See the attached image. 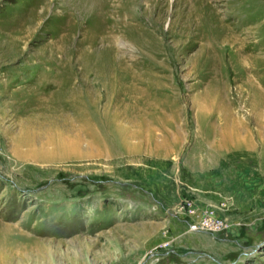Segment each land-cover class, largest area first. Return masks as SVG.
<instances>
[{
	"label": "rangeland",
	"instance_id": "obj_1",
	"mask_svg": "<svg viewBox=\"0 0 264 264\" xmlns=\"http://www.w3.org/2000/svg\"><path fill=\"white\" fill-rule=\"evenodd\" d=\"M0 264H264V0H0Z\"/></svg>",
	"mask_w": 264,
	"mask_h": 264
},
{
	"label": "bare ground",
	"instance_id": "obj_2",
	"mask_svg": "<svg viewBox=\"0 0 264 264\" xmlns=\"http://www.w3.org/2000/svg\"><path fill=\"white\" fill-rule=\"evenodd\" d=\"M29 86V85H28ZM32 87V86H31ZM41 89H42V87H40ZM45 88V87H44ZM47 88V87H46ZM34 89H36V88H34ZM40 89V90H41ZM27 90V89H26ZM32 90H33V88H32ZM20 91V90H19ZM33 91H35V90H33ZM46 91V90H45ZM24 92V91H23ZM10 94V93H9ZM18 94H20V93H18ZM23 94V93H22ZM39 94V93H38ZM44 94V93H43ZM8 95V94H7ZM25 96V95H24ZM29 97V96H28ZM15 98V97H14ZM45 98V97H44ZM30 100H32L31 98H30ZM44 100V99H43ZM36 102V101H35ZM35 102H34V104H35ZM44 102V101H43ZM39 103V102H38ZM45 103V102H44ZM43 103V104H44ZM40 104V103H39ZM46 104V103H45ZM38 105V104H37ZM33 107V106H32ZM35 107V109H36V105L34 106ZM39 107V106H38ZM48 107V106H47ZM59 107V106H58ZM52 108V107H51ZM58 110V109H57ZM34 111V110H33ZM80 113V112H79ZM173 235V234H172Z\"/></svg>",
	"mask_w": 264,
	"mask_h": 264
},
{
	"label": "built area",
	"instance_id": "obj_3",
	"mask_svg": "<svg viewBox=\"0 0 264 264\" xmlns=\"http://www.w3.org/2000/svg\"><path fill=\"white\" fill-rule=\"evenodd\" d=\"M190 226H191L192 229H194V230H196V231H199V230H201V229L205 230V229L203 228V226H202L201 228H199L197 225H190Z\"/></svg>",
	"mask_w": 264,
	"mask_h": 264
}]
</instances>
